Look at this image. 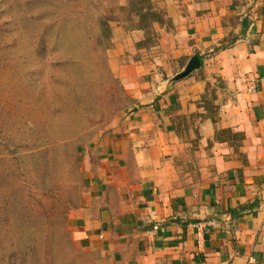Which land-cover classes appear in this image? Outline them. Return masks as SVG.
<instances>
[{"label": "crops", "instance_id": "crops-1", "mask_svg": "<svg viewBox=\"0 0 264 264\" xmlns=\"http://www.w3.org/2000/svg\"><path fill=\"white\" fill-rule=\"evenodd\" d=\"M151 1L112 29L127 99L82 150L74 236L95 264L264 263V0Z\"/></svg>", "mask_w": 264, "mask_h": 264}, {"label": "rangeland", "instance_id": "rangeland-1", "mask_svg": "<svg viewBox=\"0 0 264 264\" xmlns=\"http://www.w3.org/2000/svg\"><path fill=\"white\" fill-rule=\"evenodd\" d=\"M150 0H0V264H95L74 236L84 145L127 99L115 23L147 26Z\"/></svg>", "mask_w": 264, "mask_h": 264}, {"label": "water", "instance_id": "water-1", "mask_svg": "<svg viewBox=\"0 0 264 264\" xmlns=\"http://www.w3.org/2000/svg\"><path fill=\"white\" fill-rule=\"evenodd\" d=\"M201 66V59L198 54H195L191 57V59L188 61L187 65L184 67L182 71L174 75V77L171 78V80H179L186 76H188L190 73L195 71Z\"/></svg>", "mask_w": 264, "mask_h": 264}, {"label": "trees", "instance_id": "trees-1", "mask_svg": "<svg viewBox=\"0 0 264 264\" xmlns=\"http://www.w3.org/2000/svg\"><path fill=\"white\" fill-rule=\"evenodd\" d=\"M151 1V0H150ZM151 3H152V1H151ZM152 5H153V3H152ZM258 206V201L256 200V201H253V202H251V203H247V204H244V205H241L240 206V212H237V210L236 209H233L232 210V213L235 215V216H238V215H240V214H242L243 213V211L245 210V209H255L256 207ZM242 211V212H241ZM250 264H264V263H250Z\"/></svg>", "mask_w": 264, "mask_h": 264}, {"label": "built area", "instance_id": "built-area-1", "mask_svg": "<svg viewBox=\"0 0 264 264\" xmlns=\"http://www.w3.org/2000/svg\"><path fill=\"white\" fill-rule=\"evenodd\" d=\"M252 90H254V87H252Z\"/></svg>", "mask_w": 264, "mask_h": 264}]
</instances>
